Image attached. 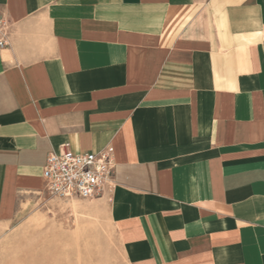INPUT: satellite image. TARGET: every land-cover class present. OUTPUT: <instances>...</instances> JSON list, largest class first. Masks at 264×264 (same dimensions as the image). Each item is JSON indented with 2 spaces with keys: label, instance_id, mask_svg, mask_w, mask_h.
Here are the masks:
<instances>
[{
  "label": "crops",
  "instance_id": "1",
  "mask_svg": "<svg viewBox=\"0 0 264 264\" xmlns=\"http://www.w3.org/2000/svg\"><path fill=\"white\" fill-rule=\"evenodd\" d=\"M0 264H264V0H0ZM113 188L51 195L48 153Z\"/></svg>",
  "mask_w": 264,
  "mask_h": 264
},
{
  "label": "built area",
  "instance_id": "2",
  "mask_svg": "<svg viewBox=\"0 0 264 264\" xmlns=\"http://www.w3.org/2000/svg\"><path fill=\"white\" fill-rule=\"evenodd\" d=\"M9 30V23L0 18L1 49L7 46ZM114 166L109 150L73 154L64 149L48 153L42 177L53 196L94 199L113 188Z\"/></svg>",
  "mask_w": 264,
  "mask_h": 264
}]
</instances>
